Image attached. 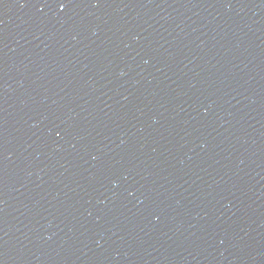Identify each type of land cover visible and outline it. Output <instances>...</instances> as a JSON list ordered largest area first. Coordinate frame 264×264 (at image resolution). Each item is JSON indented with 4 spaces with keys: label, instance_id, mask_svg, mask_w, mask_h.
I'll list each match as a JSON object with an SVG mask.
<instances>
[{
    "label": "water",
    "instance_id": "1",
    "mask_svg": "<svg viewBox=\"0 0 264 264\" xmlns=\"http://www.w3.org/2000/svg\"><path fill=\"white\" fill-rule=\"evenodd\" d=\"M0 264H264V0H0Z\"/></svg>",
    "mask_w": 264,
    "mask_h": 264
}]
</instances>
